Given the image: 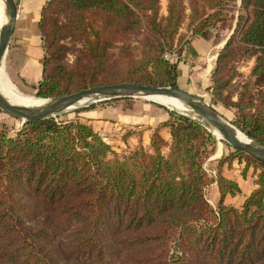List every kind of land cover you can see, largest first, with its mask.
I'll return each mask as SVG.
<instances>
[{
    "label": "trees",
    "instance_id": "trees-1",
    "mask_svg": "<svg viewBox=\"0 0 264 264\" xmlns=\"http://www.w3.org/2000/svg\"><path fill=\"white\" fill-rule=\"evenodd\" d=\"M236 2L49 0L38 24L45 57L36 97L124 83L179 87L168 57L181 56L188 35L216 44L229 32L210 75L212 102L264 144V0H240L235 12ZM136 101L27 122L14 136L0 126V264H264V162L231 150L212 177L205 164L217 138L166 108L170 141L157 129L149 149L117 152L79 119L99 106L131 111ZM234 164L254 177L240 208L225 204L242 192L225 174ZM214 182L215 209L206 193Z\"/></svg>",
    "mask_w": 264,
    "mask_h": 264
},
{
    "label": "crops",
    "instance_id": "crops-1",
    "mask_svg": "<svg viewBox=\"0 0 264 264\" xmlns=\"http://www.w3.org/2000/svg\"><path fill=\"white\" fill-rule=\"evenodd\" d=\"M49 0H22L19 2V18L15 27L12 41L9 48V59L18 66L17 77L24 83L36 88L42 79V69L44 63V46L43 40L38 29L34 30L29 24V16H37L38 24L40 20V11ZM36 13V14H35ZM31 23V22H30ZM215 52L216 44L212 41H206L202 38H193L189 44L184 46L181 56L178 57V69L180 71L179 88L194 95L198 93L209 92L211 89L210 75L215 66L219 50ZM212 56V66L205 74L206 61ZM216 56V57H215ZM214 57V58H213ZM211 62V61H210ZM203 75V76H202ZM196 78L200 79L195 83ZM182 83V87L181 84ZM184 86V87H183ZM194 89V91H193ZM198 92V93H193ZM211 96V95H210ZM135 105L133 110L124 111L121 108L112 106L96 107L79 114L82 122L92 126L96 132L117 152L131 150L142 144L146 149L150 147V140L153 132L160 130L161 136L166 142L170 141V129L163 127V123L168 120L169 114L160 107L144 105ZM142 108H141V107ZM139 107V108H138ZM140 108L142 110H140ZM13 118L0 112V126H8ZM224 149L221 154L217 152L208 159V163L214 164L212 170L205 169L212 176H216V166L224 156ZM168 150L166 149L165 152ZM243 165L234 164L232 169L225 167V174L229 178L236 180L241 188V194L225 198V204L240 208L245 199L254 190V177L250 171L246 177L241 172ZM207 198L209 203L215 209L220 198L217 183L214 182L208 186Z\"/></svg>",
    "mask_w": 264,
    "mask_h": 264
},
{
    "label": "water",
    "instance_id": "water-1",
    "mask_svg": "<svg viewBox=\"0 0 264 264\" xmlns=\"http://www.w3.org/2000/svg\"><path fill=\"white\" fill-rule=\"evenodd\" d=\"M5 22L0 26V71L4 67L15 27L19 18V5L16 0H1ZM226 43V42H225ZM162 97L180 102L186 112L174 111L194 122L201 124L211 134L217 132L222 137V142L239 150L256 160L264 162V144L259 143L234 126L231 121L215 109L211 103H207L179 87H152L140 84H116L108 86H96L79 92L49 99H40L43 103L38 106H23L10 102L0 92V111L5 115L22 120L23 123L36 122L56 118L83 106L125 98H150ZM162 106V105H161ZM238 132L242 133L247 142L238 138Z\"/></svg>",
    "mask_w": 264,
    "mask_h": 264
},
{
    "label": "rangeland",
    "instance_id": "rangeland-1",
    "mask_svg": "<svg viewBox=\"0 0 264 264\" xmlns=\"http://www.w3.org/2000/svg\"><path fill=\"white\" fill-rule=\"evenodd\" d=\"M18 3V5H19V2H21L22 0H16ZM239 6H240V0H237V2L234 4V5H232V7H233V10L236 12V11H238L239 10ZM3 12V11H2ZM36 14V13H35ZM162 14H166V2L165 1H163V3H162ZM2 16H3V18H4V14L2 13ZM31 22V23H30ZM29 24H30V26H31V28L32 29H34V30H37L38 29V20H37V16H35V15H33V14H30V16H29ZM186 33V28H184L183 27V29H182V34H185ZM228 33L229 32H226V33H224L223 35H222V40L221 41H218L217 43H216V48H215V52L218 50V48L220 47V45L222 44V42L225 40V38L228 36ZM188 38H189V40H191V39H193L194 37H192L191 35H188ZM178 54H172V55H170L168 58L169 59H171V60H173V62H178ZM212 56L211 57H209L206 61H208L207 62V64L205 65V70H202V74H205L206 73V71H208L209 69H210V67L212 66ZM73 61V58L72 57H70L69 59H68V62H72ZM211 61V62H210ZM252 65H253V63L251 62V63H247V64H244L242 67H241V72L245 75V76H247L248 74H249V72H250V69H251V67H252ZM3 70H4V72H5V74L7 75V77H8V79H9V81H10V83L12 84V86L14 87V89L15 90H17L19 93H21V94H24V95H27V96H29V97H31V98H33V99H35L36 100V89L34 88V87H32V86H30V85H28V84H26V83H24V81H22L20 78H18L17 77V73H18V71H19V69H18V66H16V64L14 63V62H12L10 59H9V54L7 55V58H6V60H5V63H4V67H3ZM203 76V75H202ZM199 80H201V78L200 79H198V78H196V81H195V83H197ZM181 85V87H182V83L180 84ZM184 87V86H183ZM193 91H194V89H193ZM194 94L195 93H198V92H193ZM200 96V99L201 100H203V101H205V102H207V103H211L212 104V106L215 108V109H217L224 117H225V119H227L228 121H231L232 122V116L228 113V112H225L224 110H222L221 108H219V107H217V106H214L213 105V102H212V98H211V94L209 93V92H201V93H198ZM198 96V95H197ZM133 99H135V100H137L136 101V103H139V104H141L142 105V107L144 106V105H152V106H155V107H160V108H166V107H163V105L161 106L160 104H156V103H153V102H151V101H149V100H147V99H144V98H133ZM136 103H135V105H136ZM98 105V104H100V106H101V104H102V102H99V103H94V104H89V105H86V106H83V107H81V108H79V109H77V110H74V111H70V112H68V113H66V114H64V115H62V116H59V121H69V120H75L76 119V117H78L77 116V114H76V112L77 111H79V110H86V108H89V107H92L93 105ZM99 106V107H100ZM137 106H139L138 104H137ZM141 107V106H140ZM141 107V108H142ZM139 108V107H138ZM140 108V110H142ZM166 109H168V108H166ZM88 110H91V109H88ZM168 110H170V109H168ZM171 111V110H170ZM1 112V111H0ZM172 112H174V111H172ZM24 123H23V121L22 120H18V119H14L13 118V121H12V123L11 124H9L8 126H7V130H8V132H9V136H14V134H15V132L17 131V130H20V128L22 127V125H23ZM222 147V149L223 148H225L224 149V155H226V154H228L232 149H231V147H229L227 144H225L224 142H222L221 144H220ZM218 147H219V143H218ZM206 168H207V170H212V168H213V166H214V164H212V162H209L208 163V160H207V162H206ZM218 165V164H217Z\"/></svg>",
    "mask_w": 264,
    "mask_h": 264
},
{
    "label": "bare ground",
    "instance_id": "bare-ground-1",
    "mask_svg": "<svg viewBox=\"0 0 264 264\" xmlns=\"http://www.w3.org/2000/svg\"><path fill=\"white\" fill-rule=\"evenodd\" d=\"M2 11H3V6H2V2L0 0V26L5 22V15L3 18L2 13L4 14V12H2ZM0 92L7 99H9L10 102H12L13 104L23 105V106H38V105L43 103L42 100H38V99L35 100V99H33L27 95L19 93L17 90H15L14 87L12 86V84L10 83L7 75L5 74L3 67L0 71ZM149 101L156 103V104H160V105L169 107L173 110H180L181 112H186V109L184 108V106L180 102L173 100V99L155 97V98H150ZM214 136L217 138L218 143H219L218 155H217V156H219V154H221V152H222V148H221L222 146L220 145L221 141H222V137L217 132H214ZM238 138L242 142H247L246 137L240 132H238Z\"/></svg>",
    "mask_w": 264,
    "mask_h": 264
}]
</instances>
